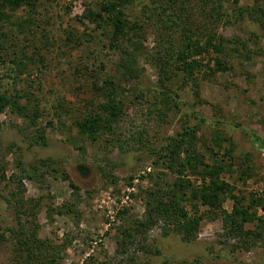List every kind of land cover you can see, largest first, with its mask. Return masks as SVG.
I'll return each instance as SVG.
<instances>
[{
    "label": "rangeland",
    "instance_id": "rangeland-1",
    "mask_svg": "<svg viewBox=\"0 0 264 264\" xmlns=\"http://www.w3.org/2000/svg\"><path fill=\"white\" fill-rule=\"evenodd\" d=\"M101 1L42 3L32 14L37 27L27 21L24 27L15 26L14 36L0 50V92L21 90L29 97L27 102L20 99L24 109L7 106L0 113V225L16 227L12 206L18 198L23 203L21 221L33 224L39 238L60 250L54 264H264L260 242L248 250L231 249L220 217L203 219L191 242L173 233L163 236L160 225L120 241L122 232H132L135 220L144 216L143 191L176 179L174 172L155 165L151 147L194 125L195 110L207 120L196 130L192 148L207 163L223 165L220 177L232 193L223 195V207L231 211L235 199L247 204L253 196L264 195V152L251 145L243 128L232 125L241 123L264 139V38L259 28L250 20L220 26L219 31L247 48L227 58V71L200 79L198 100L190 83L180 88L181 78H175L172 89L186 103L168 108L151 94L138 97L135 88L138 80L156 77L146 54L152 53L158 35L146 30L136 53L141 75L127 76L118 65L119 56L111 53L109 29L83 17ZM16 12L22 17L27 10ZM69 32L74 41H67ZM104 78L112 80L124 106L113 127L93 138L77 122L98 111L102 94L92 85H101ZM40 133L44 140L36 136ZM189 178L193 185L201 184V175ZM192 201L183 203L191 210L205 209ZM256 210L263 213L260 206ZM14 257L10 240L0 242V264H14Z\"/></svg>",
    "mask_w": 264,
    "mask_h": 264
},
{
    "label": "trees",
    "instance_id": "trees-1",
    "mask_svg": "<svg viewBox=\"0 0 264 264\" xmlns=\"http://www.w3.org/2000/svg\"><path fill=\"white\" fill-rule=\"evenodd\" d=\"M52 1L54 0H0V50L14 36L15 26L24 27V21L33 24L35 18L32 14L37 7ZM20 8L27 10L22 17L16 12ZM83 17L109 29L111 53L119 56L118 65L123 73L135 79H139L141 75L137 72L136 53L143 46L146 30L154 29L153 34H157L158 38L150 50L152 53L146 56L150 54L147 61L156 69V77L148 82L138 80L135 88L138 97L151 94L160 105L168 108L186 103L172 89L175 78H181L177 85L180 88L190 83L198 100L200 79H211L218 71H227L230 68L227 58L247 48L240 39H233L219 31L220 26L233 21L250 20L259 28L264 38V0L252 6L241 5L240 0H103L97 10L86 9ZM7 25H10L9 31ZM34 25L37 27L35 23ZM66 39L75 40L70 32ZM200 73H204L203 76L199 77ZM92 86L102 94L98 111L77 122V126L81 132L97 138L102 129L112 128L118 121L124 105L110 78H104L101 85L93 83ZM22 98L26 102L29 99L27 93L21 90L14 94L0 92V113L7 106L16 107V110L24 109L25 104L20 103ZM157 111L162 114L159 107ZM195 112L197 122L194 125L186 126L177 136L168 137L165 143L151 147L155 165L174 172L176 179L170 185H163L161 182L152 184L143 191L144 216L135 220L132 232H122L124 238L120 241L133 237L140 229L143 233L160 225L163 236L173 233L182 242H191L197 239L203 219L220 217L224 237L229 240L233 251L248 250L258 242L264 245V195L259 193L253 196L247 204L235 199L231 211L223 207V195L232 194L231 187L220 177L223 165L207 163L204 155L196 147L192 148L196 130L207 120L201 113ZM232 125L243 128L251 136V145L257 151L262 149L264 152L261 134L252 128L243 127L241 123ZM36 136L39 140H44L42 133ZM78 168L82 173H88L84 165H78ZM190 174L201 175V184L193 185ZM70 186L77 189L72 182ZM17 199L15 198L12 206L16 227L1 224L0 242L10 240L15 255L14 264H54L60 258V250L51 241L39 238L33 224L27 226L21 221L23 203ZM185 199L197 200L205 209L202 212L194 207L192 210L188 209L183 203ZM257 206L261 207V215L257 213ZM120 212L124 213L125 209ZM1 222H5V219L2 218ZM250 223L253 227L247 226Z\"/></svg>",
    "mask_w": 264,
    "mask_h": 264
}]
</instances>
